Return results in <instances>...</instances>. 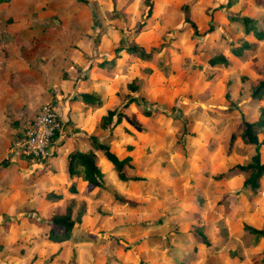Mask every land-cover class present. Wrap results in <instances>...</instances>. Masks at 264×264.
<instances>
[{
    "label": "rangeland",
    "instance_id": "374dc122",
    "mask_svg": "<svg viewBox=\"0 0 264 264\" xmlns=\"http://www.w3.org/2000/svg\"><path fill=\"white\" fill-rule=\"evenodd\" d=\"M230 1L153 0L149 12L146 0H0V264H264V236L248 229L264 225V176L256 193L243 189L235 166L255 147L238 135L230 149L264 108L252 96L264 39L232 17L264 29V0ZM218 54L228 64L212 63ZM49 101L61 119L49 155L20 156L17 141ZM108 110L124 116L105 130ZM91 135L130 157L140 179L120 180ZM91 150L103 187L80 164L68 171L70 153ZM69 205L71 235L54 242L50 218Z\"/></svg>",
    "mask_w": 264,
    "mask_h": 264
},
{
    "label": "trees",
    "instance_id": "16d2710c",
    "mask_svg": "<svg viewBox=\"0 0 264 264\" xmlns=\"http://www.w3.org/2000/svg\"><path fill=\"white\" fill-rule=\"evenodd\" d=\"M257 2H262V0H257ZM146 3L149 6V12L152 11L153 0H146ZM233 0L229 4H232ZM233 20L241 21L247 33L252 32L257 39H264V29L260 27L259 22L256 19L249 16H234ZM193 26L194 23H192ZM197 31V30H196ZM252 43L246 41L240 47L233 49V53L236 56H241L245 48H251ZM122 47H118L116 50L120 52ZM128 53L135 54L143 60H149L152 57V52H147L142 46L137 44L129 45L125 48ZM212 63H225L228 64V59L223 54H218L212 57ZM140 79L135 78L132 82L128 83V87L132 90H138ZM83 99L86 103H100L101 99L95 93H83ZM252 96L257 99L264 97V80L259 82L252 91ZM117 116V123H119L123 118V113H117L116 110H108L107 113L102 117L101 127L107 130L112 123L114 117ZM257 128H261L263 131V138L259 139ZM240 136L241 140L246 145H254L255 153L252 156L251 160L246 164H237L235 169L245 173V179L243 182V189H248L252 193H256L261 187V178L264 176V158L262 156V147H264V108H262L261 117L259 120L250 122L243 121L241 129L237 133H233L230 138V149L232 148L237 136ZM58 136V131L56 132L55 137ZM90 144L98 150H101L105 158L112 164L114 170L116 171L118 178L122 181L137 180L140 177L130 176L125 166L130 164V157L124 159L119 158V156L111 150V147L108 143L100 141L97 136H89ZM77 164L82 166L83 177L88 181L92 186H104L103 175L104 173L101 170V167L98 164L97 156L94 151L82 152L76 151L70 153L68 156V171L71 175L77 173ZM224 175H219L218 178H222ZM142 179V178H141ZM58 196V195H52ZM72 205H69L66 208L64 213H56L50 218L52 223V228L48 233V238L54 242L64 241L69 238L71 235L73 226L75 224V219L72 216ZM84 211V206L81 207L78 214V219L80 220L81 215ZM248 229L256 235V237L264 236V225L261 228L248 227ZM202 241L204 243L210 244L207 237L200 232L199 233ZM264 262V249H263V259Z\"/></svg>",
    "mask_w": 264,
    "mask_h": 264
},
{
    "label": "built area",
    "instance_id": "2783aa9c",
    "mask_svg": "<svg viewBox=\"0 0 264 264\" xmlns=\"http://www.w3.org/2000/svg\"><path fill=\"white\" fill-rule=\"evenodd\" d=\"M60 121L55 103L49 101L44 104L33 123L17 141L18 154L32 160L45 159L51 151Z\"/></svg>",
    "mask_w": 264,
    "mask_h": 264
},
{
    "label": "crops",
    "instance_id": "0c3cea01",
    "mask_svg": "<svg viewBox=\"0 0 264 264\" xmlns=\"http://www.w3.org/2000/svg\"><path fill=\"white\" fill-rule=\"evenodd\" d=\"M82 152H84V151H82Z\"/></svg>",
    "mask_w": 264,
    "mask_h": 264
}]
</instances>
